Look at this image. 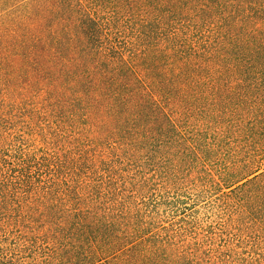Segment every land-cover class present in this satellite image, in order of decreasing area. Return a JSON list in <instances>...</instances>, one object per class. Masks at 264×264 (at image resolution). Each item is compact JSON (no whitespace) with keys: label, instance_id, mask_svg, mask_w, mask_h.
I'll return each mask as SVG.
<instances>
[{"label":"trees","instance_id":"1","mask_svg":"<svg viewBox=\"0 0 264 264\" xmlns=\"http://www.w3.org/2000/svg\"><path fill=\"white\" fill-rule=\"evenodd\" d=\"M257 156L264 0H0V264H264Z\"/></svg>","mask_w":264,"mask_h":264},{"label":"rangeland","instance_id":"2","mask_svg":"<svg viewBox=\"0 0 264 264\" xmlns=\"http://www.w3.org/2000/svg\"><path fill=\"white\" fill-rule=\"evenodd\" d=\"M264 167V162L260 156L231 167L225 171L215 173V180L218 184L219 191H227L234 188L247 178H250L259 172ZM218 193V192H217ZM244 248L241 249V257L247 260L264 259V231L256 235V237L244 236L241 239Z\"/></svg>","mask_w":264,"mask_h":264}]
</instances>
